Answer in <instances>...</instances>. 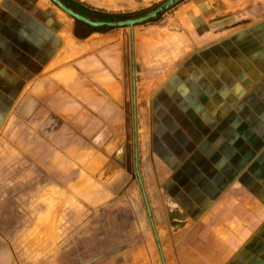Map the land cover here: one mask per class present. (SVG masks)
<instances>
[{"label": "rangeland", "instance_id": "rangeland-1", "mask_svg": "<svg viewBox=\"0 0 264 264\" xmlns=\"http://www.w3.org/2000/svg\"><path fill=\"white\" fill-rule=\"evenodd\" d=\"M167 1L71 0L92 14L112 16L105 22L115 23L146 17ZM43 4L0 0V28L13 32V39L24 36L22 25L35 17L40 21L45 9L61 16V26H74L80 35L89 32L50 0ZM199 6L206 13L216 9L210 20L227 29L264 18V0H183L134 28H95V42L102 34L110 43L123 42V60L109 68L124 86L119 106L100 110L86 101V86L92 88V73L101 68L84 70L79 63L101 56V43L61 63L59 108L52 107L53 99L39 102L37 80L11 114L2 112L11 116L0 122V250L10 248L14 264H175L179 229L168 219L161 190L166 158L153 150L152 92L143 91L142 84L164 75L174 59L197 46L196 36L188 44L175 33L187 26L186 15L197 17ZM64 37L62 55L71 43Z\"/></svg>", "mask_w": 264, "mask_h": 264}, {"label": "crops", "instance_id": "crops-1", "mask_svg": "<svg viewBox=\"0 0 264 264\" xmlns=\"http://www.w3.org/2000/svg\"><path fill=\"white\" fill-rule=\"evenodd\" d=\"M215 11L199 6L197 17L186 15L187 26L175 34L188 44L196 36L197 46L142 84L152 92L153 150L166 158L161 190L168 219L179 229L174 263L264 264V18L227 29L210 20ZM55 15L42 9L40 21L22 25L25 35L16 39L0 28V122L37 80L39 102L53 99L59 108L61 63L101 43V56L79 60L83 69L101 68L86 86V101L100 110L123 101V83L109 69L123 60V42L103 34L95 42L94 32L80 35ZM64 36L71 43L62 55ZM0 264H14L10 248L0 250Z\"/></svg>", "mask_w": 264, "mask_h": 264}, {"label": "water", "instance_id": "water-1", "mask_svg": "<svg viewBox=\"0 0 264 264\" xmlns=\"http://www.w3.org/2000/svg\"><path fill=\"white\" fill-rule=\"evenodd\" d=\"M50 1L53 4H55L61 11H63L65 14H67L68 16L73 18L74 20L82 22V23H84V24H86V25H88V26H90L92 28H101V27H110V28L131 27V28H134L137 25L143 24L145 22H148L149 20H152V19L156 18L157 16H159L160 14L166 12L167 10H169L173 6L179 4L183 0H168L162 6H160L157 10H155L153 13L149 14L146 17H141V18L134 19V20L120 21V22H116V23L115 22H104V21L92 20V19L87 18L85 16H82V15L76 13L75 11H73L72 9L68 8L60 0H50ZM136 172L138 174V177L140 179V184L142 186V182H141V177H140L139 171L136 170ZM142 193H143L144 198H145V202H146V206L148 208V212H149V214L151 216L150 209H149V204L147 202V198H146V194H145V190H144L143 186H142ZM175 227H177V226H175ZM156 239L158 241L157 235H156ZM159 247H160V245H159ZM163 264H165V262Z\"/></svg>", "mask_w": 264, "mask_h": 264}, {"label": "trees", "instance_id": "trees-1", "mask_svg": "<svg viewBox=\"0 0 264 264\" xmlns=\"http://www.w3.org/2000/svg\"><path fill=\"white\" fill-rule=\"evenodd\" d=\"M63 4H65L68 8L72 9L73 11H75L76 13L85 16L87 18H90L92 20H101V21H107L109 18H112V16L108 15V14H92L90 12H87L86 10H84V7L76 2H71V0H60ZM155 21V20H153ZM76 23L80 26H82L85 29H88L87 31L91 32L94 31L96 32L95 28H92L82 22L76 21ZM88 32V33H89Z\"/></svg>", "mask_w": 264, "mask_h": 264}, {"label": "bare ground", "instance_id": "bare-ground-1", "mask_svg": "<svg viewBox=\"0 0 264 264\" xmlns=\"http://www.w3.org/2000/svg\"><path fill=\"white\" fill-rule=\"evenodd\" d=\"M70 69V68H69Z\"/></svg>", "mask_w": 264, "mask_h": 264}]
</instances>
